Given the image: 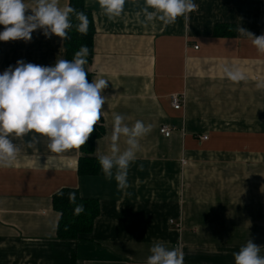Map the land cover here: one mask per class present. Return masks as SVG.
<instances>
[{
    "label": "crops",
    "instance_id": "0c3cea01",
    "mask_svg": "<svg viewBox=\"0 0 264 264\" xmlns=\"http://www.w3.org/2000/svg\"><path fill=\"white\" fill-rule=\"evenodd\" d=\"M194 2L196 11L163 26L145 21L144 0H126L112 20L98 0H84L95 30L91 82L108 80L93 155L108 154L113 114L152 130L125 189L104 174L79 175V149L53 153L39 137L34 151L25 147L31 133L13 140L16 162L0 167V264H70L72 255L75 264H146L156 241L182 250L184 264H234L248 239L264 246V54L237 31L264 35V0ZM63 57V40L39 29L30 42L0 41V73L18 60L52 66ZM224 65L242 68L246 81L226 79ZM173 93L183 94L181 109L171 106ZM61 188L99 203L92 231L77 240L56 235L52 195Z\"/></svg>",
    "mask_w": 264,
    "mask_h": 264
},
{
    "label": "clouds",
    "instance_id": "9594fccd",
    "mask_svg": "<svg viewBox=\"0 0 264 264\" xmlns=\"http://www.w3.org/2000/svg\"><path fill=\"white\" fill-rule=\"evenodd\" d=\"M98 3L112 20L123 13L126 0H98ZM144 3L145 21H159L163 26L174 23L178 17L186 18L198 8L194 0H144ZM72 17L78 21L76 30L86 35L87 15L69 5L60 7L59 0H33L32 6L25 0H0V26H3L0 41L30 42L32 33L38 29L45 38L55 35L64 41L73 27ZM237 31L240 37L251 41L258 53L264 54V35L255 36L240 26ZM88 55L89 49L82 45L72 60L57 58L52 66L18 60L15 67L9 66L0 73V167H11L16 162L20 147L13 142L15 139L33 134L25 147L38 151V138L44 137L48 141L47 149L60 153L85 145L94 125H101L103 105L108 101L101 93L108 87V80L86 79ZM221 70L233 83L247 79L245 71L238 66L224 65ZM257 87L264 88V82ZM151 130L152 126L143 121L137 120L129 126L124 116L113 114L108 154L98 153L97 159L105 177L114 178L119 189L128 187V169L136 159L139 141ZM122 137L126 145L123 149L119 143ZM69 198L75 202L74 194ZM74 211L77 215L82 213L83 205ZM262 248L248 239L233 253L234 264H264ZM149 251L146 264H184L183 251L169 248L163 241L154 242Z\"/></svg>",
    "mask_w": 264,
    "mask_h": 264
},
{
    "label": "trees",
    "instance_id": "16d2710c",
    "mask_svg": "<svg viewBox=\"0 0 264 264\" xmlns=\"http://www.w3.org/2000/svg\"><path fill=\"white\" fill-rule=\"evenodd\" d=\"M68 5L73 7L78 12H84L89 20L88 31L86 35L80 34L76 30L78 21L72 17L71 22L73 27L68 32V38L63 41L64 57L63 59L72 60L74 53L80 47L87 46L89 55L87 56L88 63L85 65L88 72L86 79L91 82L92 73L89 70L93 55V36L94 24L91 13L86 9L84 0H69ZM227 28L216 27V33L227 35L229 31ZM233 33V30H232ZM104 134V125H94V131L90 135L85 145L79 148L80 157L77 164V173L79 175H101V166L97 157L93 155L95 140ZM70 194L75 195V202L70 200ZM83 205L84 211L80 214H75V208L78 205ZM52 205L55 211L58 212V221L56 228V235L61 240H77L80 236L87 235L92 231L93 223L99 213V203L96 199H87L80 196L75 188H61L52 195ZM75 256L72 255L70 264H75Z\"/></svg>",
    "mask_w": 264,
    "mask_h": 264
},
{
    "label": "built area",
    "instance_id": "2783aa9c",
    "mask_svg": "<svg viewBox=\"0 0 264 264\" xmlns=\"http://www.w3.org/2000/svg\"><path fill=\"white\" fill-rule=\"evenodd\" d=\"M195 48H197L196 45H194ZM170 103H171V106L178 110V109H181L183 107V103H184V96L183 94H178V93H173L170 95ZM160 132L162 134H164L165 136H169L170 133H171V129L167 126H161L160 127ZM207 138V135H203L201 137V139H206ZM172 223V221H170Z\"/></svg>",
    "mask_w": 264,
    "mask_h": 264
}]
</instances>
